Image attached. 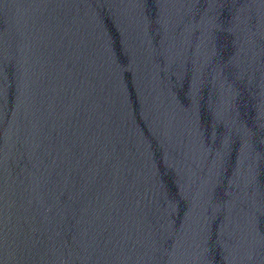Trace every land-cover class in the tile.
Masks as SVG:
<instances>
[{
    "label": "water",
    "instance_id": "95a60500",
    "mask_svg": "<svg viewBox=\"0 0 264 264\" xmlns=\"http://www.w3.org/2000/svg\"><path fill=\"white\" fill-rule=\"evenodd\" d=\"M0 264H186L145 0H0Z\"/></svg>",
    "mask_w": 264,
    "mask_h": 264
}]
</instances>
